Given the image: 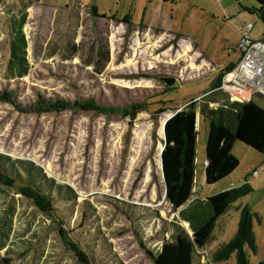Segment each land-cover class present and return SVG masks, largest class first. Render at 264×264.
<instances>
[{"label":"rangeland","instance_id":"obj_1","mask_svg":"<svg viewBox=\"0 0 264 264\" xmlns=\"http://www.w3.org/2000/svg\"><path fill=\"white\" fill-rule=\"evenodd\" d=\"M30 1L23 30L31 68L18 79L4 74L8 51L0 7V155L40 167L47 178L68 188L72 199L57 204L67 222L59 227L60 219L48 220L30 201L0 185V232L6 234H0V259L78 264L60 236L61 230L73 229L69 238L81 240L84 249L98 238L104 264L110 263L108 252L118 264H154L139 243L156 252L170 240L175 224L188 229L179 220L181 208L173 210L165 200L163 127L173 110L197 101L194 198L205 200L238 188L249 171L257 176L247 177L252 192L218 219L195 261L236 264L235 254L219 262L213 255L236 234L245 207L256 248L254 253L245 247L246 257L249 264L264 260V153L239 140L232 153L240 164L228 178L208 185L202 169L208 123L200 107L219 108L231 102V92L227 86L220 90L221 80L220 91L204 98L221 72L199 65L204 60L212 66L234 61L228 50L240 42V27L252 24L253 31H264L257 16L238 17L241 3L249 0ZM166 87L171 89L164 91ZM2 94L10 98L2 100ZM76 100L111 108L144 104L146 111L132 122L82 109L45 111L56 102ZM253 101L264 109V95Z\"/></svg>","mask_w":264,"mask_h":264},{"label":"trees","instance_id":"obj_2","mask_svg":"<svg viewBox=\"0 0 264 264\" xmlns=\"http://www.w3.org/2000/svg\"><path fill=\"white\" fill-rule=\"evenodd\" d=\"M252 1L258 7L250 13L256 15L264 23V0ZM31 3L30 0H16L9 4L7 0H0L8 51L4 68L7 79L22 78L28 74L31 68L27 60V42L23 30L27 21V10ZM125 21L129 24L127 19ZM235 66L230 65L220 71L219 78L212 85V89L205 93L204 98H208L219 91L216 89L219 87L223 75L231 72ZM168 89L171 87H166L164 91ZM8 98H10L8 94H2V100ZM38 105L41 106L40 103ZM46 108L45 111L50 112L82 109L107 115L118 114L130 118L131 122L136 119L137 114L146 111L144 104L111 108L94 100H76L71 104L56 102ZM197 108V101H192L180 110H173L164 125L165 140H163L160 165L165 185V200L173 210L181 208L178 217L180 222L188 225V229L175 224L170 240L164 241L156 252L150 251L142 242L139 243L140 248L152 259L154 264H204L200 262V259H197L198 262H196L195 256L209 244L218 219L226 214L235 202L252 192L247 174L244 177L245 183L238 188L230 189L205 200L198 196L194 198L198 139ZM199 113L208 123L207 139L204 146V160L207 161V166L204 167L206 184L212 185L225 180L238 168L240 162L232 151L239 140L245 141L258 151H264V139L258 140L256 136L264 124V112L259 108L254 107L245 115L244 104L227 102V104L216 109H207V106H202ZM0 185L15 191V194L30 201L48 220L60 219L59 227L67 224L63 221L66 214L62 213V209L57 204L61 200L69 201L72 199V196H67L69 189L57 185L52 179L47 178L40 167L29 161H13L0 155ZM247 211L248 208L245 207L233 238L225 244L224 248L214 253V262L227 260V257L235 254L236 264H249L245 247L254 253L256 248L250 220L246 217ZM85 216L86 213L84 212L81 217L83 221H85ZM97 231L99 232V230ZM7 232L10 231L7 230ZM71 233L74 235L76 232L73 229L67 232L61 230L60 236L78 264H90L89 256L94 262L104 264L102 262L103 255H98V238L92 240V247L91 244H85L84 249L81 240L69 238L68 235ZM0 234L6 237L3 232ZM2 242L3 239L0 238V247L3 249L4 244ZM104 243L105 241L100 245L103 250ZM88 246L91 247L90 250ZM107 256L109 257V264H118L111 257L112 253L108 252ZM0 264H11V261L2 258ZM257 264H264V260Z\"/></svg>","mask_w":264,"mask_h":264},{"label":"built area","instance_id":"obj_3","mask_svg":"<svg viewBox=\"0 0 264 264\" xmlns=\"http://www.w3.org/2000/svg\"><path fill=\"white\" fill-rule=\"evenodd\" d=\"M252 29L253 25L247 24L242 30L241 40L237 45L241 58L235 68L224 74L221 79L223 85L221 88L227 86L233 96L264 95V35L254 39L250 35ZM228 52L230 53L232 50H228ZM197 126L198 120L196 119ZM206 166L207 161H204L203 167ZM256 174V171L253 172V175ZM194 193L197 194L195 187Z\"/></svg>","mask_w":264,"mask_h":264},{"label":"crops","instance_id":"obj_4","mask_svg":"<svg viewBox=\"0 0 264 264\" xmlns=\"http://www.w3.org/2000/svg\"><path fill=\"white\" fill-rule=\"evenodd\" d=\"M249 3V4H248ZM248 3H241V13L239 14V16L238 17H242V15H246V14H249L250 16H256V15H254V14H251L250 12L251 11H253L255 8H257L258 6H257V4L255 3V2H253L252 0H249L248 1ZM245 19V18H244ZM259 19V18H258ZM246 20V19H245ZM141 24H144V23H141ZM242 29H243V27H240L239 29H237V33H238V35L239 34H242ZM254 30V27H253V29H252V31H251V33H250V35H251V37L252 38H255V37H257V38H259V37H261V36H263L264 35V31H253ZM239 37V36H238ZM238 49H237V45H236V48L235 49H233L232 50V55L234 56V61H232V62H227V63H225V62H222V63H218V65L217 66H212V64H210L207 60H204V61H202V63L199 65L201 68H203V69H205V70H208L209 71V68H210V70H220V71H222V70H224L225 68H227L228 66H230V65H236L237 63H238V61L240 60V58H241V54H240V52H239V54H240V56H238L237 57V51ZM188 52V50L186 51V53ZM229 53V52H228ZM220 90H222V88H220ZM219 90V91H220ZM218 92V91H217ZM255 96H259V95H243V96H241V97H238V96H233L232 94L229 96V94H228V97L229 98H231L230 99V101L231 102H238V103H241V104H244V113H245V115L248 113V111H250L251 109H253L254 107H257V108H259L261 111H263L264 112V109L262 108V107H260L257 103H255L254 101H253V97H255ZM238 98H242V99H238ZM256 122H257V120H256ZM257 136V138H258V140H260V139H264V124H263V127L260 129V132L256 135ZM255 136V137H256ZM255 140V139H254ZM251 147V146H250ZM254 149V148H253ZM255 151H257V152H261V151H258L257 149H254ZM263 153H264V151H263ZM205 160H203V162H204ZM202 167H203V163H202ZM203 170H204V167L202 168ZM253 172H255V170L254 171H252V172H250L249 171V173H247L248 175H249V177H252V178H254V176H257V174L256 175H253ZM257 172V171H256ZM248 182H249V180H248ZM251 182V181H250Z\"/></svg>","mask_w":264,"mask_h":264},{"label":"water","instance_id":"obj_5","mask_svg":"<svg viewBox=\"0 0 264 264\" xmlns=\"http://www.w3.org/2000/svg\"><path fill=\"white\" fill-rule=\"evenodd\" d=\"M92 14H93L94 16L97 15V10H96V8H93V9H92ZM172 83H174V80L168 82V85H171ZM163 132H164V127H163ZM164 140H165V139H164ZM160 162H161V159H160ZM163 183H164V181H163ZM164 186H165V185H164Z\"/></svg>","mask_w":264,"mask_h":264},{"label":"flooded vegetation","instance_id":"obj_6","mask_svg":"<svg viewBox=\"0 0 264 264\" xmlns=\"http://www.w3.org/2000/svg\"><path fill=\"white\" fill-rule=\"evenodd\" d=\"M96 16H98V15H96Z\"/></svg>","mask_w":264,"mask_h":264}]
</instances>
